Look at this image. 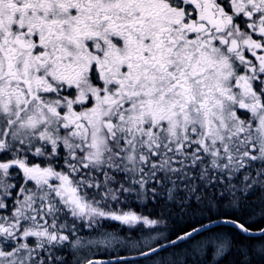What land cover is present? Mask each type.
I'll return each mask as SVG.
<instances>
[{
    "label": "snow or ice",
    "instance_id": "snow-or-ice-1",
    "mask_svg": "<svg viewBox=\"0 0 264 264\" xmlns=\"http://www.w3.org/2000/svg\"><path fill=\"white\" fill-rule=\"evenodd\" d=\"M257 212L264 0H0V264H106L109 221L156 264H255Z\"/></svg>",
    "mask_w": 264,
    "mask_h": 264
},
{
    "label": "trees",
    "instance_id": "trees-1",
    "mask_svg": "<svg viewBox=\"0 0 264 264\" xmlns=\"http://www.w3.org/2000/svg\"><path fill=\"white\" fill-rule=\"evenodd\" d=\"M261 193L257 192L254 196L250 197V208H256L260 203ZM146 205V207H145ZM137 211H140L143 209L145 211V214L150 212L153 209V205L150 202H137L136 205H134ZM194 223L195 221H187V220H180L178 222H173L171 220H167L164 223H161L160 225L163 226V229L167 230L168 236H171L174 231H178L181 227H187L189 223ZM251 222L254 226L253 229L258 230L259 227H264V217H261L260 214L257 212L252 218ZM109 225H111L109 230L111 231H117L121 230V233H125V230L128 229L126 226L121 227L118 226L119 224L109 221ZM217 230L224 233L226 236H232L234 234V230L231 228V226H217ZM174 238V237H173ZM236 239L238 242H243L245 244L251 242L255 244H259L262 240H264V236H236ZM162 243H165L166 241H161ZM170 251V249H169ZM169 251H163V253H169ZM135 252L127 251L125 249H122L119 252L111 251V252H104V253H97V256L93 255L95 258L99 257H106L110 258L111 256H122V255H129L134 254ZM119 254V255H117ZM177 254L179 255V250H177ZM237 259V253L236 251H231L226 258L223 259L222 264H235V261ZM144 261V260H142ZM255 264H264V259L257 257Z\"/></svg>",
    "mask_w": 264,
    "mask_h": 264
},
{
    "label": "rangeland",
    "instance_id": "rangeland-1",
    "mask_svg": "<svg viewBox=\"0 0 264 264\" xmlns=\"http://www.w3.org/2000/svg\"><path fill=\"white\" fill-rule=\"evenodd\" d=\"M115 223L119 224V222H115ZM121 227H124V226H121ZM158 228H159V232H153L152 235L158 236L161 241H164V237L168 236L167 230L163 229L162 225H158ZM106 231L110 235L115 236L116 240H113L111 242V244H103L102 243V244H98V245H93L92 246L93 250L89 251L87 253V258H95L93 255L97 256V253H99V252L100 253L111 252V251L119 252L122 249L138 253L135 248H131L129 246H126L124 243L125 237L135 235L134 231H129L128 229H126L125 233H121L122 232L121 230L111 231V230H109V228H106ZM85 235H87L86 232H85ZM87 238L94 239V240L100 239V237L95 235V234H93L92 236H88ZM262 241H264V240H262ZM117 255H119V254H117ZM129 255H134V254H129ZM111 257H114V256H111ZM159 257L170 258V255H169V253L161 252L159 254ZM159 257L134 258V259H129V260L123 259L121 261L112 262L111 264H156V260L159 259ZM104 258H106V257H104ZM142 260H144V261H142Z\"/></svg>",
    "mask_w": 264,
    "mask_h": 264
},
{
    "label": "water",
    "instance_id": "water-1",
    "mask_svg": "<svg viewBox=\"0 0 264 264\" xmlns=\"http://www.w3.org/2000/svg\"><path fill=\"white\" fill-rule=\"evenodd\" d=\"M253 230H254V232L257 231L255 229H253ZM254 236H259V235H254ZM134 258H145V256H141L138 253H134V255L114 256V257H111V258L99 257V258H91V259H95V260H99V261H102V262H106V264H111L112 262H115V261H121L123 259L129 260V259H134Z\"/></svg>",
    "mask_w": 264,
    "mask_h": 264
}]
</instances>
